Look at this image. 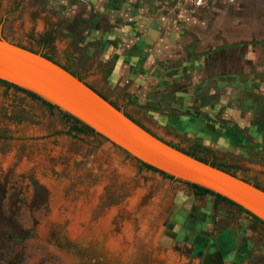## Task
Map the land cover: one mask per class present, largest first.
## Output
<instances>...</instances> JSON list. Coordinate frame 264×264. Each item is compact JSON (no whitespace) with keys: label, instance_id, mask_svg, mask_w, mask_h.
Segmentation results:
<instances>
[{"label":"rangeland","instance_id":"rangeland-1","mask_svg":"<svg viewBox=\"0 0 264 264\" xmlns=\"http://www.w3.org/2000/svg\"><path fill=\"white\" fill-rule=\"evenodd\" d=\"M0 35L264 188V0H0ZM59 110L0 83V264H264L262 224Z\"/></svg>","mask_w":264,"mask_h":264},{"label":"water","instance_id":"water-1","mask_svg":"<svg viewBox=\"0 0 264 264\" xmlns=\"http://www.w3.org/2000/svg\"><path fill=\"white\" fill-rule=\"evenodd\" d=\"M60 65L0 35L1 80L70 114L133 158L225 197L264 223L262 189L166 144Z\"/></svg>","mask_w":264,"mask_h":264},{"label":"trees","instance_id":"trees-1","mask_svg":"<svg viewBox=\"0 0 264 264\" xmlns=\"http://www.w3.org/2000/svg\"><path fill=\"white\" fill-rule=\"evenodd\" d=\"M18 44V43H16ZM20 45V44H18ZM24 48H27L28 50H33L31 49L30 47H25L23 45H20ZM34 52H38L39 54H41L43 57L53 61L54 63L59 64L58 61H56L55 59H53L51 56L49 55H46L45 53H42L40 51H37V50H34ZM62 68L66 69L69 73H71L72 75H74L75 77H77L78 79L82 80V77H80L79 75H77L76 73H74L73 71L67 69L66 67H64V65H60ZM0 83L3 84L4 86L6 87H12L13 89L15 90H19L21 92H24L26 93L28 96L32 97V98H35V99H38V100H41L44 104H46L48 107H55L54 105L46 102L45 100L41 99L39 96H37L36 94L28 91V90H25L23 88H20L19 86H16L10 82H7V81H4V80H1L0 79ZM87 84V83H86ZM91 89H93L96 93H98L100 96H102L104 99H106L111 105H113L114 107L118 108V106L111 100H109L105 95H103L102 93H100L98 90H96L94 87H92L90 84H87ZM61 112V114L69 121V126L67 127V129L65 130L64 133L66 134H69V135H76V134H79V133H88V134H91L95 137H99V138H102L104 140H106L104 137H102L101 135L97 134L96 132H94L91 128H89L87 125L83 124L82 122H80L78 119L74 118L73 116H71L70 114H67L66 112H63L61 110H59ZM122 112L124 113V115H126L129 119H131L123 110ZM133 122H135L137 125H139L140 127H142L143 129H145L146 131L150 132L148 129H146L145 127H143V125H140L139 123H137L136 121H134L133 119H131ZM151 133V132H150ZM152 135L156 136L154 133H151ZM160 140H163L162 138L158 137ZM166 144L174 147L175 149H178L180 151H182L183 153L191 156V157H194L196 159H198L199 161H202L204 163H208L209 165H212L214 167H217L219 169H222L226 172H229L230 174L234 175L235 173L233 171H229L226 167L222 166L221 164H218L214 161H212L211 159H208L207 156H208V150L206 148H204L203 146H201L199 143L197 142H194L192 144H190V146L186 147V148H182L176 144H173L169 141H165L163 140ZM112 146H115L114 144H112ZM116 147V146H115ZM123 151V150H122ZM124 152V151H123ZM125 155H129L127 154L126 152H124ZM135 159V158H134ZM137 162H138V165L142 166V167H145L147 169H151L153 171H157L158 173H160L161 175L163 176H166L170 179H175L173 178L172 176L168 175V174H165L164 172L162 171H159L155 168H153L152 166L148 165V164H145L137 159H135ZM243 180L245 181H249L243 177H241ZM184 182V181H183ZM251 182V181H250ZM186 185H188L189 187L193 188L195 193L196 194H211L214 196V202L213 203H216L218 201H223L227 204H230L232 206H234L237 210L239 211H242L244 213H246L247 215H249L250 217H252L254 220H256L257 222H259L260 224L263 225L264 227V223L262 221H260L258 218H256L255 216H253L252 214H250L249 212H247L246 210H244L243 208H241L240 206L236 205L235 203H233L232 201L228 200L227 198L225 197H222L218 194H215L213 193L212 191L204 188V187H201V186H198L196 184H193V183H189V182H184ZM253 185H255L256 187H259L258 185H256L254 182H251ZM260 189H262L264 191V188L263 187H259ZM81 258L83 260H87L89 264H118V262H113L112 260H108V259H105V258H101V257H92L91 254L89 253L88 249L87 251H85L84 255H81Z\"/></svg>","mask_w":264,"mask_h":264},{"label":"flooded vegetation","instance_id":"flooded-vegetation-1","mask_svg":"<svg viewBox=\"0 0 264 264\" xmlns=\"http://www.w3.org/2000/svg\"><path fill=\"white\" fill-rule=\"evenodd\" d=\"M131 119H133V118H131ZM134 120V119H133ZM135 121V120H134ZM137 122V121H136ZM137 123H139V122H137ZM140 125H142L141 123H139ZM144 127V126H143ZM146 128V127H145ZM147 129V128H146ZM149 130V129H148ZM150 131V130H149ZM151 132V131H150ZM151 133H153V132H151ZM256 184V183H255ZM256 185H258V184H256ZM259 186V185H258ZM259 187H261V186H259Z\"/></svg>","mask_w":264,"mask_h":264}]
</instances>
